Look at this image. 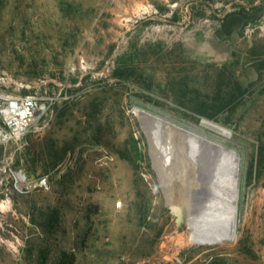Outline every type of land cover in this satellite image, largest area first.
Wrapping results in <instances>:
<instances>
[{"label":"rangeland","instance_id":"374dc122","mask_svg":"<svg viewBox=\"0 0 264 264\" xmlns=\"http://www.w3.org/2000/svg\"><path fill=\"white\" fill-rule=\"evenodd\" d=\"M1 94L40 109L0 111V264H264V0H0ZM136 107L232 131L233 240H185Z\"/></svg>","mask_w":264,"mask_h":264},{"label":"water","instance_id":"95a60500","mask_svg":"<svg viewBox=\"0 0 264 264\" xmlns=\"http://www.w3.org/2000/svg\"><path fill=\"white\" fill-rule=\"evenodd\" d=\"M133 115L146 142L151 168L163 195L165 207L174 217L176 227H184L185 240L193 245L203 246L221 242L223 239L207 242L206 233L215 227L221 230L223 226L219 217L228 214L232 220L231 215L238 203L239 183L236 181L237 184H232L228 172L233 168L231 160L235 161L234 178L238 180L241 172V152L223 141L211 139L206 132L208 127L203 126L205 121H209L207 118H201L198 123H190L187 128L142 107H136ZM213 122L215 129H209L217 134L209 133L217 137L232 134L230 129L214 120ZM151 127L155 131L163 130L161 136L149 133ZM168 132L181 134L184 139L187 136L194 141L197 139L198 142L193 143L194 156L177 150L175 138ZM201 145L210 148L208 152L211 153L200 151ZM222 229V234L215 236L216 238L224 235L226 229L229 233L227 237H223L225 243L235 238L233 222Z\"/></svg>","mask_w":264,"mask_h":264},{"label":"bare ground","instance_id":"6f19581e","mask_svg":"<svg viewBox=\"0 0 264 264\" xmlns=\"http://www.w3.org/2000/svg\"><path fill=\"white\" fill-rule=\"evenodd\" d=\"M0 98H4V99H8L9 98V96H7V95H3V94H1L0 95ZM1 107V106H0ZM35 111H36V109H34ZM1 112H3V113H5V114H7V115H9L10 117V122H12V124H14L15 126H16V134H20V131H21V129H23V127H24V125L29 121V120H31L32 119V117L34 116L32 113V115L30 116L29 114H28V110H27V107H24L23 108V106H22V104L18 101V100H12L11 102H8V105H7V108H3V109H1L0 110ZM39 114V113H38ZM37 115V114H36ZM37 119V118H36ZM214 122H213V120H209V121H205L204 123H203V126L204 127H208V128H212V129H215V128H213L214 127ZM161 132H163V130H160V129H156V131H155V129L154 128H152L151 127V129L149 130V133H153V134H158V135H160L161 134ZM169 133V135H173V137L175 138V148L177 149V150H180V152L182 153V154H185V153H187V152H189V154L188 155H191V156H194V147H195V145L193 144L194 142H198L197 141V139H195V141L194 140H192L189 136H187L185 139L183 138V136H181V134H178V133H174V132H168ZM161 136V135H160ZM158 137V136H157ZM186 143H185V142ZM193 141V142H192ZM200 151H204V152H208L209 151V149L210 148H208V147H205L204 145H201L200 147ZM160 149V148H159ZM212 149V148H211ZM165 152V151H164ZM212 152H214V151H212ZM159 153H161L162 154V152L159 150ZM208 153H211V152H208ZM231 166L233 167V168H231V170L228 172V178H229V180H231V183L232 184H234V182H235V184H237V182L236 181H238V183H239V181H240V176H239V178H237L238 180H236V178H234V168H235V161L233 162V160H231ZM19 175V178H20V180H24V176H23V174L22 173H19L18 174ZM220 219H219V221H220V224H221V226H223L222 228H226V226L227 225H229L230 224V222H231V217L228 215V214H225L224 216H222V217H219ZM221 228V230H219V227H215V228H212V231L211 232H209V233H206V238H207V242H213V241H215V240H219V239H223L221 242H219V243H223V242H225V238H223V237H227L228 236V233H229V231L226 229L224 232H223V234L224 235H221V237H219V238H216L215 236H217V235H219V234H222L221 232H222V229ZM218 237V236H217Z\"/></svg>","mask_w":264,"mask_h":264},{"label":"built area","instance_id":"2783aa9c","mask_svg":"<svg viewBox=\"0 0 264 264\" xmlns=\"http://www.w3.org/2000/svg\"><path fill=\"white\" fill-rule=\"evenodd\" d=\"M12 100H18V99H10L8 102H11ZM23 108L27 107L28 110V114L31 116L32 114L35 116V112H37V110H39L40 108H37L36 106V97L34 95H27L24 98H22V100H18ZM8 102H6V104L8 105ZM36 109V111L34 110ZM32 113V114H31ZM33 116V117H34ZM10 117V116H9ZM33 117L31 120H29L23 127V129H21V131H24L26 129V127L28 126L29 122L33 120ZM9 124L12 127L13 131L16 133V126L14 124H12V122H10V118H9ZM20 131V132H21Z\"/></svg>","mask_w":264,"mask_h":264},{"label":"trees","instance_id":"16d2710c","mask_svg":"<svg viewBox=\"0 0 264 264\" xmlns=\"http://www.w3.org/2000/svg\"><path fill=\"white\" fill-rule=\"evenodd\" d=\"M206 116H209V117H213V115L212 114H205Z\"/></svg>","mask_w":264,"mask_h":264}]
</instances>
